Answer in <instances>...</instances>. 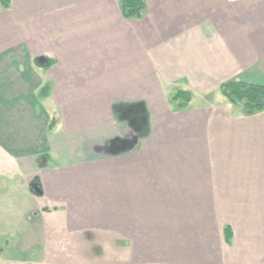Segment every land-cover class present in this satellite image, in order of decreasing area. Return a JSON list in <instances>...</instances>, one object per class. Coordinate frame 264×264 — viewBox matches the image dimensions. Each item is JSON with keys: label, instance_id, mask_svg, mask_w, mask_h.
Listing matches in <instances>:
<instances>
[{"label": "crops", "instance_id": "0c3cea01", "mask_svg": "<svg viewBox=\"0 0 264 264\" xmlns=\"http://www.w3.org/2000/svg\"><path fill=\"white\" fill-rule=\"evenodd\" d=\"M144 4L0 6V264H264V0Z\"/></svg>", "mask_w": 264, "mask_h": 264}, {"label": "trees", "instance_id": "16d2710c", "mask_svg": "<svg viewBox=\"0 0 264 264\" xmlns=\"http://www.w3.org/2000/svg\"><path fill=\"white\" fill-rule=\"evenodd\" d=\"M11 0H0L1 7H9ZM144 0H120L124 17H139L144 9ZM218 90L239 111H261L264 109V81H251L241 77H232L218 84ZM191 99L187 89L177 88L169 96L174 108L186 107ZM224 238L231 239L232 230L229 224L223 226Z\"/></svg>", "mask_w": 264, "mask_h": 264}]
</instances>
